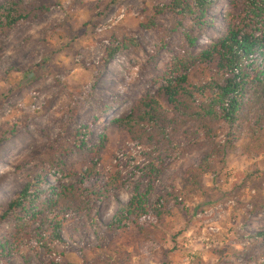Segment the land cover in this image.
<instances>
[{"label": "rangeland", "instance_id": "374dc122", "mask_svg": "<svg viewBox=\"0 0 264 264\" xmlns=\"http://www.w3.org/2000/svg\"><path fill=\"white\" fill-rule=\"evenodd\" d=\"M8 1L0 0V5ZM37 1L50 5L39 20L21 21L11 30L0 32V129H16L0 143V241L14 222L10 217L1 219V214L33 177L32 173H45L52 185L59 181L74 183L59 169L35 168L39 155L65 138L60 120L69 122L67 129L70 125L90 124L92 138L105 130L109 139L98 170L106 178L119 172L124 183L107 199L97 202L83 220L80 233L74 230L73 222L65 221L61 240L56 241L51 239L50 230H39L37 223L32 224L28 237L8 261L0 255V264H27L25 257H29L28 264H45L51 258L59 259L61 264H198L201 254L207 255V251L208 264H246L242 253L249 246L247 239L264 229V152H245L249 142L245 124L235 125L233 135H228L223 123L219 125L217 143L223 153L214 158V171L203 178L210 188L207 194L195 195L192 200L178 194L185 171L199 163L205 149L187 152L176 161L171 157L165 160L151 198L164 191L175 195L163 224L147 225L154 230L152 238L147 241L130 224L115 231L107 229L120 204L129 201L135 183L141 187L146 184L143 169L155 162L148 157L151 146L136 145L126 132L109 122L125 116L132 100L158 87L153 78L171 57L180 32L169 36L163 46L156 32L142 29L140 23L152 16L157 4L168 0H85L83 7L73 0ZM228 2L218 0L210 9L216 21L197 39L194 51L205 47L219 33L221 15L232 8ZM156 20L171 26L168 15L157 16ZM189 24V20L184 21L185 27ZM251 26L257 36L264 31L263 24ZM125 35L137 38L141 48L121 51L104 64L102 57L109 39ZM255 61L264 66V54H257ZM189 73L193 81L207 80L215 67L199 65ZM106 104L112 107L104 114ZM74 105L79 109L71 118L70 108ZM93 115L99 119L93 121ZM179 136L174 146L189 143H184L186 137ZM260 136H264V130ZM166 147L153 153L152 158L157 160ZM63 169H69L68 160ZM198 210L211 213L208 219L216 221L218 232H211L203 219L196 217ZM151 220L145 217L141 222ZM42 231L50 243V252L36 241ZM215 253H222L224 260L212 259Z\"/></svg>", "mask_w": 264, "mask_h": 264}, {"label": "trees", "instance_id": "16d2710c", "mask_svg": "<svg viewBox=\"0 0 264 264\" xmlns=\"http://www.w3.org/2000/svg\"><path fill=\"white\" fill-rule=\"evenodd\" d=\"M217 1L168 0L157 4L152 16H147L140 23L142 29L155 31L163 46L168 42V37L177 31L180 38L172 48L167 63L153 78L158 84L156 90H147L141 97L132 100L125 116L115 117L109 122V125L126 132L136 145L147 143L151 146L148 157L155 161L143 169L142 178L146 184L141 187L136 182L129 201L121 203L111 217L107 224L110 231L130 224L147 241L152 238L154 230L147 225L163 224L170 214L168 205L175 195L173 191H164L151 198L154 183L169 157L176 161L187 152L205 149L199 163L185 171L178 194L186 200L207 194L210 188L203 178L214 171V158L223 153L222 146L217 143L221 123L228 129V135H233L235 125H247L249 142L245 152L252 155L264 152V136H260L264 130V66L255 61L257 54H264V31L257 36L251 26L264 25V0H242L241 3L229 0L232 8L221 15L219 33L205 47L194 51L197 39L216 21L210 15V9ZM37 3V0H9L0 5V32L11 30L21 21L39 20L48 12L50 5ZM73 3L78 7L87 4L85 0H73ZM160 15L171 17L170 27L156 20ZM186 20L190 21L188 27L184 26ZM140 48L141 44L134 36H112L104 49L102 62L107 64L121 51H137ZM210 64L215 67L213 76L207 80H192L189 73L192 68ZM68 94L73 99V95ZM111 107L106 104L102 113L106 114ZM78 109L76 105L70 108L71 118ZM91 118L93 121L99 119L96 115ZM68 124L66 120H60L62 130L66 131L65 138L56 145H49L39 155L35 168H46L48 171L59 169L73 178L74 183L67 185L59 181L52 185L45 179V173L31 174L33 177L1 214V219H14L3 241H0V255L6 261L28 237L32 224L37 223L39 230H50L51 239L56 241L61 240L60 232L64 229L65 221L73 222L74 230L80 233L83 220L97 206V202L107 199L115 188L124 183L119 172L106 178L98 170L101 153L109 139L105 130L92 138L90 124L70 125L67 129ZM15 132V128L0 129V143ZM200 134L202 137H199ZM179 135L186 137L184 143H189L174 146L173 142ZM230 144L233 149V143ZM164 146L167 147L163 154L154 160L153 153ZM67 160L69 169H63ZM145 217L151 218V222L143 224L141 221ZM38 236L36 241L50 252V243H47L43 231ZM247 240L249 246L242 253L246 264H264L261 260L264 258V229L251 234ZM25 260L28 264L29 257H25ZM45 264L61 263L59 259L51 258ZM198 264L205 263L198 260Z\"/></svg>", "mask_w": 264, "mask_h": 264}, {"label": "built area", "instance_id": "2783aa9c", "mask_svg": "<svg viewBox=\"0 0 264 264\" xmlns=\"http://www.w3.org/2000/svg\"><path fill=\"white\" fill-rule=\"evenodd\" d=\"M211 215V213H209L206 210H198L196 217L199 219H203V223L205 224V226L211 231V232H218L219 231V227L216 225V221H212L210 222L209 216ZM262 262H264V258H261Z\"/></svg>", "mask_w": 264, "mask_h": 264}, {"label": "crops", "instance_id": "0c3cea01", "mask_svg": "<svg viewBox=\"0 0 264 264\" xmlns=\"http://www.w3.org/2000/svg\"><path fill=\"white\" fill-rule=\"evenodd\" d=\"M207 252H208V251H207ZM207 252H204V253H206L207 255H205V254H204V255L201 254V256H200L201 259H202V261H203L205 264H208L207 261H208V257H209V255H208L209 252H208V253H207ZM221 254H222V253H219V254L215 253V254L213 255L214 257H211V258L214 259L215 261H218V260L221 261V260L225 257V256H222L223 254H222V255H221ZM223 260H224V259H223Z\"/></svg>", "mask_w": 264, "mask_h": 264}]
</instances>
